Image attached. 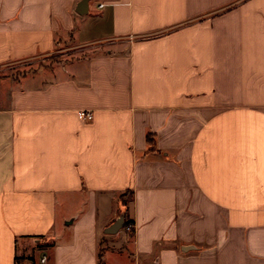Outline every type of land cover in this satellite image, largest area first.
<instances>
[{"label":"crops","instance_id":"obj_1","mask_svg":"<svg viewBox=\"0 0 264 264\" xmlns=\"http://www.w3.org/2000/svg\"><path fill=\"white\" fill-rule=\"evenodd\" d=\"M82 2L0 0V264H264V0Z\"/></svg>","mask_w":264,"mask_h":264},{"label":"built area","instance_id":"obj_2","mask_svg":"<svg viewBox=\"0 0 264 264\" xmlns=\"http://www.w3.org/2000/svg\"><path fill=\"white\" fill-rule=\"evenodd\" d=\"M82 118H84L85 120H91L93 118V114L91 112H82L81 113ZM126 229L128 231H133L134 230V226L133 224H129L126 226ZM46 261V257L44 256L41 259V262L44 263ZM14 264H27L25 260H22L21 258H16Z\"/></svg>","mask_w":264,"mask_h":264},{"label":"water","instance_id":"obj_3","mask_svg":"<svg viewBox=\"0 0 264 264\" xmlns=\"http://www.w3.org/2000/svg\"><path fill=\"white\" fill-rule=\"evenodd\" d=\"M89 0H83L82 4L88 3ZM124 226V217H120L108 230L107 233H114Z\"/></svg>","mask_w":264,"mask_h":264},{"label":"rangeland","instance_id":"obj_4","mask_svg":"<svg viewBox=\"0 0 264 264\" xmlns=\"http://www.w3.org/2000/svg\"><path fill=\"white\" fill-rule=\"evenodd\" d=\"M56 60H57V57H53V61H56ZM35 67H37V64L36 65H33V66H27L25 69L22 70V72H30V71L34 70ZM44 251H45L44 249H42V250H40V249L38 250L37 249L35 251V256L37 258L40 257Z\"/></svg>","mask_w":264,"mask_h":264},{"label":"trees","instance_id":"obj_5","mask_svg":"<svg viewBox=\"0 0 264 264\" xmlns=\"http://www.w3.org/2000/svg\"><path fill=\"white\" fill-rule=\"evenodd\" d=\"M131 198H132L131 192H126L124 195H122L121 200H122V202L124 204H126V202L129 201ZM131 223L132 222L128 220V221H126V224L125 225L127 226V225H129Z\"/></svg>","mask_w":264,"mask_h":264}]
</instances>
